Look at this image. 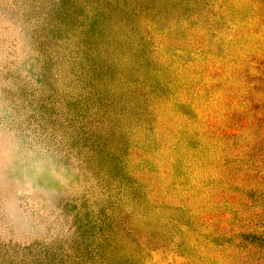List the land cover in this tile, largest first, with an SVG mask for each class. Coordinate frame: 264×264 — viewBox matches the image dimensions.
Returning <instances> with one entry per match:
<instances>
[{
	"label": "rangeland",
	"instance_id": "374dc122",
	"mask_svg": "<svg viewBox=\"0 0 264 264\" xmlns=\"http://www.w3.org/2000/svg\"><path fill=\"white\" fill-rule=\"evenodd\" d=\"M0 264H264V0H0Z\"/></svg>",
	"mask_w": 264,
	"mask_h": 264
}]
</instances>
